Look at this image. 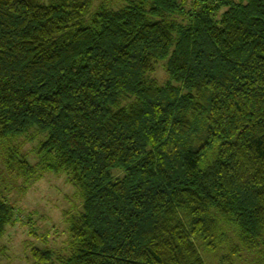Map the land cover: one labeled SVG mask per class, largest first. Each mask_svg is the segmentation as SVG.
<instances>
[{
  "label": "trees",
  "instance_id": "16d2710c",
  "mask_svg": "<svg viewBox=\"0 0 264 264\" xmlns=\"http://www.w3.org/2000/svg\"><path fill=\"white\" fill-rule=\"evenodd\" d=\"M120 1L0 0L6 174L75 188L59 264H264V0ZM41 135L31 163L20 140Z\"/></svg>",
  "mask_w": 264,
  "mask_h": 264
},
{
  "label": "rangeland",
  "instance_id": "374dc122",
  "mask_svg": "<svg viewBox=\"0 0 264 264\" xmlns=\"http://www.w3.org/2000/svg\"><path fill=\"white\" fill-rule=\"evenodd\" d=\"M94 12L102 3H111L116 9L125 4L120 0H93ZM161 84L168 80L166 62L158 63L153 76ZM33 132V131H32ZM46 139L41 135L35 141L20 140L23 154L28 156L31 163H36L34 148ZM0 145V172L3 182V195L15 207L16 219L8 225L4 235L0 238V264H33L31 250L35 247H48L55 252L57 259H66L69 234L65 213L75 215L82 210V201L78 198L73 186L66 183L63 175L46 174L40 181L25 188L23 180H17L8 175L4 169V159ZM232 236V235H230ZM232 240V238H231ZM232 243L238 244L233 239ZM231 243V244H232ZM206 264H259L257 258L246 250H240L238 255H231L222 249L217 257L203 253Z\"/></svg>",
  "mask_w": 264,
  "mask_h": 264
}]
</instances>
